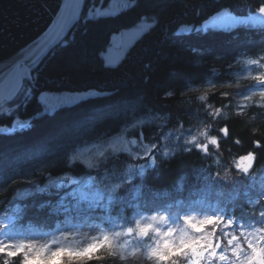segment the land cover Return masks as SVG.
Returning <instances> with one entry per match:
<instances>
[{
  "label": "trees",
  "instance_id": "16d2710c",
  "mask_svg": "<svg viewBox=\"0 0 264 264\" xmlns=\"http://www.w3.org/2000/svg\"><path fill=\"white\" fill-rule=\"evenodd\" d=\"M131 1L127 9L113 15L92 17L83 7L81 19L64 41L33 69L32 93L26 102L17 106L16 114L0 115V212L13 206L17 228L52 227L66 214L77 216L71 199L65 200L70 209L62 211L57 208L60 190L43 185L48 173H69L79 178L94 176L105 186L121 182L106 209L97 206L86 211L99 220L112 222L119 216L126 218L155 208L177 211L200 206L231 213L235 220H260L264 217L259 215L264 211L260 198L264 194V175L260 177L264 171V109L252 106L235 115L234 110L240 108L233 97L264 84L245 83L230 90L231 97L210 94L207 103L228 114L215 119L204 103L196 100L198 93L188 89L234 82L242 70L238 57L264 53V27L241 23L220 28L211 24L221 12L248 16L264 0ZM141 19L152 22L149 28L117 65H106L102 51L110 34ZM90 90L96 94L51 112L42 111L43 92ZM149 114H156L157 120L126 130L130 141L152 145L153 164H146L141 173L136 171L140 161L125 151L105 153L91 169L79 162L67 164L66 156L72 149ZM14 117L25 124L1 130L9 127ZM225 126L226 136L220 131ZM201 129L207 137L215 138L207 151L195 144H182L186 132ZM164 139H173L181 146L164 155ZM246 157L250 165L245 171L239 164ZM129 165L134 167L133 176L122 181ZM225 169L230 179L221 178ZM257 198L259 202L250 207ZM52 264L98 261L63 252Z\"/></svg>",
  "mask_w": 264,
  "mask_h": 264
},
{
  "label": "rangeland",
  "instance_id": "374dc122",
  "mask_svg": "<svg viewBox=\"0 0 264 264\" xmlns=\"http://www.w3.org/2000/svg\"><path fill=\"white\" fill-rule=\"evenodd\" d=\"M131 0H108L106 5L101 7H96L94 11L91 10L89 13L91 14H112L115 13L123 4H129ZM238 23L247 24L251 26H264V15L254 12L249 16L245 17H233L226 12H221L217 18L211 23L214 26H219L222 28H231ZM151 24V22L142 20L136 23L135 25L129 26L122 30V42L118 48H113L110 45L106 46L103 51V57L107 64L114 65L117 63L127 52V49L131 46L134 40H136ZM242 58L241 60H243ZM253 69L244 64V70L240 74L242 75L245 71H252ZM250 91L257 90H248L246 95ZM94 92H82V93H69V92H49L43 93L41 95L42 98V106L44 110H51L52 108L62 105V104H70L75 101L81 99L84 96L89 94H93ZM241 96V97H242ZM14 103H7L5 105L0 106V111L4 109V107L10 108V111H14ZM157 120L156 114H149L144 117L138 118L135 121L131 122L127 127L121 129V131L117 134H113L111 136L100 138L94 140L88 144H85L74 151L69 155L68 161H79L86 165L87 167L92 166L96 159L101 156L106 150L117 152L121 150H126L131 152L133 155L139 154L140 157L145 158L140 161L137 165V169L141 171L145 164L151 159L150 145L147 143H135V150L133 151L129 142L127 141L124 130L127 128H132L138 124H142L144 122H153ZM160 120V119H159ZM24 124V120L18 119L14 126H21ZM198 132L191 131L186 132L184 134V141L182 144H191L188 143L190 137L196 135ZM204 141V137L196 136V140L192 142V144H202ZM163 152L169 153L174 149L181 146L180 142H176L173 139H170L166 142L163 141ZM247 160H244V163H247ZM90 165V166H89ZM248 165V164H247ZM246 165V167H247ZM132 168H126L124 171L125 177H130L132 173ZM43 182L45 186L57 188V189H67L66 192H63L61 196H59L58 201V209H62V211L69 210V205L65 203V197L70 195V199L74 200V203L86 202L88 206L100 204L104 205L100 198L104 194L105 186L99 184L94 178H86V179H77L72 177L69 174H62L61 176H44ZM115 188V184H112L108 190V193L104 194L106 197L111 196L112 190ZM14 209V207H13ZM12 207H7V210H3L0 213V245H16V244H30L33 247L27 249L24 252L25 256H28L35 249H44V253H42V257H47L50 253H55L58 249H66L70 248L71 252L77 253L87 245L91 244L93 241L99 238L100 233L99 229H102V226L97 222L93 221L91 218L86 217L85 219H80L74 222L69 221L65 225L61 227H55L52 230H46L43 228H30L29 230H16L12 227L13 223V213L11 212ZM163 210H156L149 214L147 212L140 213L136 216V221H139V225L142 227L147 223L153 224V229L156 227H160L162 229L166 228V224L160 223V217L163 215ZM213 215H216L212 211H203L197 209H188L182 211L180 213L181 218L183 220L191 219L192 217H196L197 219H206L212 218ZM155 217L156 219H153ZM180 219H174L175 223H178ZM151 219V220H150ZM166 219V218H165ZM169 223L171 221L166 219ZM135 221V222H136ZM193 221V220H192ZM195 222V221H194ZM249 224V223H246ZM134 226V225H133ZM126 227V226H125ZM112 231H121L123 228L118 223H112ZM67 238H65V236ZM126 239L129 240L130 237L126 234ZM63 239V242H62ZM121 239V238H120ZM50 241H53V244H49ZM120 242H123L120 241ZM129 244L133 243L128 241ZM221 243V242H220ZM128 245H125L127 248ZM220 251V249H218ZM46 260H49L45 258ZM26 261V260H25ZM33 261V260H31ZM30 261V262H31ZM29 262V261H27Z\"/></svg>",
  "mask_w": 264,
  "mask_h": 264
},
{
  "label": "clouds",
  "instance_id": "9594fccd",
  "mask_svg": "<svg viewBox=\"0 0 264 264\" xmlns=\"http://www.w3.org/2000/svg\"><path fill=\"white\" fill-rule=\"evenodd\" d=\"M256 12L264 15V3L256 9ZM240 62L253 70L245 71L242 75L236 77L234 82H225L218 85L205 84L188 89L189 92L198 93L196 100L204 103L205 109L210 110L208 114L213 119L221 114L227 118L228 114L222 108L213 107L211 103H207L210 94L219 92L222 97H231L233 93L230 90L240 89L245 83L252 85L264 84V53L248 56ZM186 94L181 93V95ZM168 95L170 96L171 93H168ZM233 100L240 108V111L234 110L235 115H242L248 107L252 106L264 109V89L250 91L239 98L233 97ZM208 127H211V125ZM220 131L223 135H227L226 126L221 128ZM196 136L204 137L205 143H211L215 139L214 137H207L205 129H201L196 135L189 138L188 143L195 141ZM196 146L202 151L205 150L203 144L198 143ZM212 146L219 151L217 144ZM237 159L231 161L232 167L236 166ZM221 178H231L227 169H225ZM259 215L264 216V211H261ZM213 219L216 222L203 225L202 230H194L185 223L183 218L176 224L169 223L163 215L160 217V223L166 224V228L156 227L150 233L141 234L139 232L137 227L139 221L134 222V226L124 227L121 231L99 229L98 246L95 248L98 256L92 258L97 260L98 264H193L194 261H197L198 264H253L255 257L249 251V245L258 250H264V223L236 224V221L231 218L218 217ZM191 220L202 221L205 219L192 217ZM129 233L132 234L133 243L129 244L127 239L119 242L120 238ZM202 237L206 238L207 248H202L199 245L197 247L201 249L202 253L207 254L193 256L191 251H184L182 245L186 244L188 239L195 238L199 240ZM213 237L219 245V256H212L208 252L209 248L212 252L217 251L216 248H212L211 241ZM222 238L224 240L223 244L220 243ZM126 244L128 245L127 248H125ZM153 252L156 255H152ZM221 256L223 259H221ZM17 259H19V264H32V262L25 261L24 253H18L15 256L0 253V264H16Z\"/></svg>",
  "mask_w": 264,
  "mask_h": 264
},
{
  "label": "water",
  "instance_id": "95a60500",
  "mask_svg": "<svg viewBox=\"0 0 264 264\" xmlns=\"http://www.w3.org/2000/svg\"><path fill=\"white\" fill-rule=\"evenodd\" d=\"M82 0H0V103L78 19ZM110 40L114 47L120 33Z\"/></svg>",
  "mask_w": 264,
  "mask_h": 264
},
{
  "label": "snow or ice",
  "instance_id": "6c2138e0",
  "mask_svg": "<svg viewBox=\"0 0 264 264\" xmlns=\"http://www.w3.org/2000/svg\"><path fill=\"white\" fill-rule=\"evenodd\" d=\"M153 219H156L153 217ZM215 219L213 218H207L202 221H192L191 219H186L185 223H187L191 228L194 230H202V226L206 224H212L215 223ZM138 230L141 234H144L148 231V228L150 227L149 225H145L141 227L140 225L137 226ZM206 238L202 237L201 239L197 240L195 238L188 239L186 244L182 245L184 247V251H191L193 256H200L203 254L207 253H202L201 249L198 248L197 246H201L202 248H207V243H205ZM212 248H216V252H212L211 248L208 249V252L211 253L212 256H219L220 251L219 245L215 242V238L213 237L212 241ZM98 246V242H93L83 249H81L79 252L76 253V257L80 259L87 260L93 256H98V253L95 251V248ZM33 246L30 244H16V245H0V253L6 254L8 256H15L18 253H24L27 249L32 248ZM249 251L251 254L255 257L253 264H264V250H258L254 246L249 245ZM42 253H44V249H35L32 253H30L28 256H25L26 261H31V260H36V259H41V258H47V259H52L54 257H57V253H50L47 255V257H42ZM152 255H156L155 252L152 253ZM221 259L223 257L221 256ZM193 264H198L197 261H194Z\"/></svg>",
  "mask_w": 264,
  "mask_h": 264
},
{
  "label": "bare ground",
  "instance_id": "6f19581e",
  "mask_svg": "<svg viewBox=\"0 0 264 264\" xmlns=\"http://www.w3.org/2000/svg\"><path fill=\"white\" fill-rule=\"evenodd\" d=\"M127 9V8H126ZM144 18H145V16H144ZM106 62V61H105ZM117 65V64H116ZM31 82H33V81H31ZM33 87V86H32ZM91 97V96H90ZM83 99H85V98H83ZM166 118V117H165ZM183 149H185V148H183ZM73 150V149H72ZM176 151V150H175Z\"/></svg>",
  "mask_w": 264,
  "mask_h": 264
},
{
  "label": "flooded vegetation",
  "instance_id": "af4514ba",
  "mask_svg": "<svg viewBox=\"0 0 264 264\" xmlns=\"http://www.w3.org/2000/svg\"><path fill=\"white\" fill-rule=\"evenodd\" d=\"M92 1H94V2H95L96 0H92Z\"/></svg>",
  "mask_w": 264,
  "mask_h": 264
}]
</instances>
